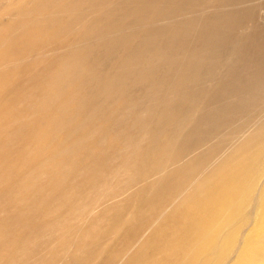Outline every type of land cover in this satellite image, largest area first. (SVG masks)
Wrapping results in <instances>:
<instances>
[{
	"label": "bare ground",
	"instance_id": "bare-ground-1",
	"mask_svg": "<svg viewBox=\"0 0 264 264\" xmlns=\"http://www.w3.org/2000/svg\"><path fill=\"white\" fill-rule=\"evenodd\" d=\"M3 1L16 7L17 22H29L36 32L80 27L55 48L59 62L40 80L46 99L33 106L42 108L40 103L63 88L65 74L84 64L80 51L90 44L110 55L104 72L109 89L117 86L118 93V86L129 85L127 90L137 87L144 93L136 120L145 138L138 152L142 174L129 175L133 162L126 161L125 170L115 175H127L126 191L142 185L140 214L151 210L164 255L151 264H214L223 249L230 254L220 264H258L254 256L264 231L253 235L264 217V0H87L84 9L76 0H34L28 8L20 7L21 0H1L0 8L7 5ZM93 1L101 7L92 8ZM47 14L58 26L47 24ZM12 51L0 50L1 66L14 65ZM154 151L157 170L149 171ZM40 190L43 196L35 192L33 200L49 204V185ZM64 193L65 202L76 195L68 186ZM2 196L0 204L13 202ZM80 199L70 202L69 217L43 229L27 227V253L39 255L40 239L61 233L71 238L66 249L74 239L99 240L95 226H78L90 218ZM24 222L18 213L10 215L15 227ZM10 238L0 231V247Z\"/></svg>",
	"mask_w": 264,
	"mask_h": 264
},
{
	"label": "rangeland",
	"instance_id": "rangeland-1",
	"mask_svg": "<svg viewBox=\"0 0 264 264\" xmlns=\"http://www.w3.org/2000/svg\"><path fill=\"white\" fill-rule=\"evenodd\" d=\"M76 2L81 9L90 4L87 0ZM33 3L34 0H21L19 4L28 8ZM91 6L98 9L101 3L93 1ZM15 9L8 4L0 8V27L10 24L0 32V43L5 45L1 49H13L15 56L13 67L0 65V195L13 201L0 204V231L11 236L0 247L5 253L0 256V264H23L24 260L31 264L160 262L164 255L159 252L157 230L152 227V212L147 209L140 214L142 185L126 191L122 183L127 175H115L125 170L126 161L133 162L129 175L139 178L142 174L138 152L145 138L136 120L143 110L144 93L137 87L127 90L129 85L118 86V93L117 86L113 91L109 89L111 81L104 72L110 55L90 44L80 51L84 64L65 74L63 88L47 97L46 103H40L42 108L33 106L35 101L46 99H42L45 87L40 80L45 70L59 62L60 52H54L55 48L70 41L80 27L56 34L36 32L29 22H17ZM45 17L49 26H58L54 18L48 14ZM38 54L45 55L41 62H37ZM2 60L0 55V64ZM157 156L158 151L149 155V171L157 170L153 166ZM153 178L152 175L150 179ZM43 184L49 185L52 193L49 204L32 198L35 192L43 196L42 190L38 191ZM66 186L76 193L67 202ZM103 186L106 188L102 191ZM78 199L90 210V218L78 226H95L99 240L74 239L66 249L71 238L61 233L53 240L40 239L39 255L27 253V227L43 229L69 217L70 202ZM13 212L24 219L23 226L10 224ZM261 221L253 236L263 234L264 217ZM258 246L254 258L264 264V243L260 241ZM76 250L83 253L74 255ZM221 252L214 264H220V258L230 254L229 249Z\"/></svg>",
	"mask_w": 264,
	"mask_h": 264
}]
</instances>
